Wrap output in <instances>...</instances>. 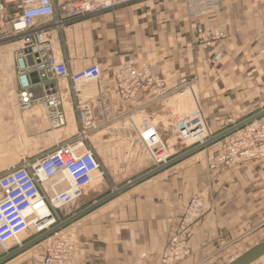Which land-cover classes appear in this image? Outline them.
I'll return each mask as SVG.
<instances>
[{"label":"crops","instance_id":"crops-1","mask_svg":"<svg viewBox=\"0 0 264 264\" xmlns=\"http://www.w3.org/2000/svg\"><path fill=\"white\" fill-rule=\"evenodd\" d=\"M3 1L7 14L0 18V36L6 32V41L0 43V131L23 138L12 151L19 163L36 159L55 140H65L79 128L67 80H33L36 97H42L50 85L60 92L66 114L60 132H53L40 105L22 107L16 71L20 42L12 37L10 27L11 18L22 11V0ZM55 19L39 21L48 26L54 54L67 60L72 71L98 61L103 69L99 83L109 98V104H97L99 128L90 134L107 177L93 181L94 187L87 188L72 208L70 227L79 245L76 264H163L161 255L196 194L205 198L204 215L188 241L190 256L177 264H228L263 241V161L211 171L217 145L198 149L173 144L168 164L158 168L127 124L126 113L142 109L162 136L167 131L176 135L174 113L168 106L179 102L173 95L186 80H193L201 90L207 124L220 140L231 127L229 118L242 124L264 114V0H221L216 16H192L185 0H139L62 29ZM222 24L227 25L228 37L203 49L197 27L214 30ZM217 51L223 52L219 62L214 60ZM127 60L147 64L161 76L165 95L138 92L130 100L121 99L113 71ZM166 118L169 126L163 123ZM99 146L109 150L108 161L100 156ZM39 247L0 254V264L24 257L22 264H42ZM251 264H264V255Z\"/></svg>","mask_w":264,"mask_h":264},{"label":"built area","instance_id":"built-area-1","mask_svg":"<svg viewBox=\"0 0 264 264\" xmlns=\"http://www.w3.org/2000/svg\"><path fill=\"white\" fill-rule=\"evenodd\" d=\"M135 1L139 0H22L21 13L11 18L12 37L20 42L16 50V71L22 107L40 105L53 132H56L66 124V114L61 110L64 103L61 94L50 85L42 97H36L33 80H67L79 130L65 140H55L36 159H23L0 171V246L4 254L8 255L12 249L20 252L39 244L42 264H76L79 245L76 232L70 227L74 216L72 208L97 176L102 180L107 177L95 148L87 142L89 135L99 128L95 113L97 104H109L108 92L99 83L103 69L98 61H93L72 71L67 60H60L54 54L48 26L39 21L56 17L55 24L62 29L67 23L112 12ZM220 1L185 0V4L192 16L207 13L216 16ZM6 14L5 3L0 0V18L5 19ZM197 37L202 48L208 49L228 37L227 25L222 24L214 30L199 26ZM222 57L223 52L217 51L214 60L219 62ZM113 81L119 97L124 100L132 99L138 92H152L157 97L165 95L164 79L154 74L147 64L134 60L116 67ZM194 85L193 80H186L182 87L188 89L180 93L193 92ZM194 97L195 110L176 118L173 125L181 142L206 146L215 141L216 135L207 124L198 96ZM126 121L155 166H166L172 156L170 145L154 120L139 109L128 111ZM228 123L231 127L223 134L225 142L217 147L210 170L235 167L243 162H264V114H257L242 124L229 118ZM204 208L203 196L190 197L178 228L161 255L163 264H177L190 256L188 241L204 215Z\"/></svg>","mask_w":264,"mask_h":264},{"label":"rangeland","instance_id":"rangeland-1","mask_svg":"<svg viewBox=\"0 0 264 264\" xmlns=\"http://www.w3.org/2000/svg\"><path fill=\"white\" fill-rule=\"evenodd\" d=\"M4 41H6V32H4L3 35L0 36V43H4ZM185 89H188V88L187 87L186 88L182 87V89L180 88L179 90H177L175 92V95H173L174 97H172V98H173V100L176 99L179 102H176V101L170 102V103H172L171 105L175 104V106H168L169 111L172 114L173 113L176 114V116H175V114H173V121L174 122L176 121V118L180 117L181 115L187 114V113L192 112V111L195 110V108H196L195 107V97H194L195 95L198 96L199 100H201V96H202L201 92H200L201 90H200V88H199V86L197 84H195L193 86V92L190 91V90H186V91L191 93V94L189 93V95H187V97L182 95L184 92L180 93L182 90H185ZM172 98H171V100H172ZM163 123H164L165 126H169L168 125L169 122H168L167 118L164 119ZM58 132H60V130H58ZM213 135H215L214 131H213ZM222 136L224 137L225 135H222ZM163 138L166 141H167V139H169L168 140L169 145L177 144V146H179L180 148H182V146H184V145H188L187 148H190V147H193V146L197 145V144H191V141H187L186 143L181 142L180 140H178L177 135H175L173 131H170V132L167 131V133H165V135H163ZM219 138L216 137L215 141L211 142V144L206 145V146L197 145L198 146L197 148L198 149H204V148L211 147V145H213V146L217 145L216 146V149H217L218 145H221L222 143L225 142V139H223V140L221 139L220 140ZM22 139L23 138L20 139L18 137H14V136L12 138L10 133H8L7 130L6 131H0V170L7 169V167H11V166L15 165L19 161V158L15 154H14V156H12V151L13 150L15 151L16 148H18V146L20 145L19 143L21 142ZM87 142H89L91 144L90 135H89V138H88ZM98 148H99L100 156H102L103 160L108 161V157L109 156L107 155V153L109 152V150L108 149L106 150L102 146H99ZM174 148L175 147H173V146L170 147V152L171 153L174 152ZM112 159L115 162H118L117 156H113ZM93 185H95V184H91L90 187H88V189L89 188L92 189L94 187ZM89 194L92 195V191L89 192ZM262 233H264V228H262ZM260 234H261V232H260ZM253 246H255V245H253ZM0 252L1 253L3 252V248L1 246H0ZM14 252L15 251L12 249V250H10V253L8 255H6V254L5 255L9 256V255H12V253H14ZM24 258H22V259L20 258L19 260L12 261V262H10V264H22L21 260H24Z\"/></svg>","mask_w":264,"mask_h":264},{"label":"water","instance_id":"water-1","mask_svg":"<svg viewBox=\"0 0 264 264\" xmlns=\"http://www.w3.org/2000/svg\"><path fill=\"white\" fill-rule=\"evenodd\" d=\"M264 255V239L256 246L245 251L241 256L231 260L228 264H251Z\"/></svg>","mask_w":264,"mask_h":264},{"label":"bare ground","instance_id":"bare-ground-1","mask_svg":"<svg viewBox=\"0 0 264 264\" xmlns=\"http://www.w3.org/2000/svg\"><path fill=\"white\" fill-rule=\"evenodd\" d=\"M189 93H190V92H188V91H184V94H185L186 96L189 95ZM190 94H191V93H190ZM100 178H101L100 176H97V177L95 178V180H98V179H100ZM95 180H94V181H95Z\"/></svg>","mask_w":264,"mask_h":264},{"label":"flooded vegetation","instance_id":"flooded-vegetation-1","mask_svg":"<svg viewBox=\"0 0 264 264\" xmlns=\"http://www.w3.org/2000/svg\"><path fill=\"white\" fill-rule=\"evenodd\" d=\"M0 254H3V255H5L3 252H2V253L0 252Z\"/></svg>","mask_w":264,"mask_h":264}]
</instances>
